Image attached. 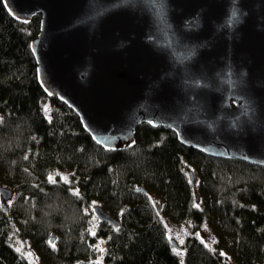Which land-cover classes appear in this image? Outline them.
<instances>
[{"label":"trees","instance_id":"1","mask_svg":"<svg viewBox=\"0 0 264 264\" xmlns=\"http://www.w3.org/2000/svg\"><path fill=\"white\" fill-rule=\"evenodd\" d=\"M39 27V14L16 21L0 0V184L16 195L8 212L0 197V264H31L20 239L45 264H223V248L239 264H264V166L208 156L147 123L132 145L96 144L38 84L29 44ZM150 193L174 225H207L214 248L194 235L173 247ZM96 205L119 226L99 221Z\"/></svg>","mask_w":264,"mask_h":264},{"label":"water","instance_id":"2","mask_svg":"<svg viewBox=\"0 0 264 264\" xmlns=\"http://www.w3.org/2000/svg\"><path fill=\"white\" fill-rule=\"evenodd\" d=\"M2 3L19 22L40 15L29 44L38 84L96 144L132 145L147 123L208 156L264 166V0ZM0 197L8 212L11 189L0 184ZM93 212L119 226L101 206Z\"/></svg>","mask_w":264,"mask_h":264},{"label":"rangeland","instance_id":"3","mask_svg":"<svg viewBox=\"0 0 264 264\" xmlns=\"http://www.w3.org/2000/svg\"><path fill=\"white\" fill-rule=\"evenodd\" d=\"M194 171V168L192 169ZM54 174H59V181L67 183L69 180V176L67 172L64 171H56L51 174V177L54 176ZM195 182L197 183V179H195ZM16 195L13 194V197ZM150 202L153 206V209H155L158 214L160 215V218L162 220V224L164 226L166 235L169 240H175L179 245H182L184 242V239L187 235H194L197 239L202 241V243L207 246L210 249L214 248V235L212 231L209 229L207 225H202L197 227L194 231L192 230L191 226L187 223L181 224L179 226L174 225L168 217L163 213L162 208V202L158 196H156L154 193H150ZM12 197V200L7 202V206L9 208L15 207L16 203L14 202ZM16 208V207H15ZM54 242V241H53ZM14 247L31 263V264H40L44 263L42 261V258L40 254L32 248L29 242H27L25 239L18 240ZM220 253L223 255V264H239L237 260L233 257V255L227 251L225 248L220 249Z\"/></svg>","mask_w":264,"mask_h":264},{"label":"flooded vegetation","instance_id":"4","mask_svg":"<svg viewBox=\"0 0 264 264\" xmlns=\"http://www.w3.org/2000/svg\"><path fill=\"white\" fill-rule=\"evenodd\" d=\"M12 197H13V193H12ZM11 200H12V198H11ZM11 200H9V201H11ZM9 201H8V202H9ZM6 204H7V203H6ZM40 264H41V263H40Z\"/></svg>","mask_w":264,"mask_h":264},{"label":"snow or ice","instance_id":"5","mask_svg":"<svg viewBox=\"0 0 264 264\" xmlns=\"http://www.w3.org/2000/svg\"><path fill=\"white\" fill-rule=\"evenodd\" d=\"M235 15V14H234Z\"/></svg>","mask_w":264,"mask_h":264}]
</instances>
